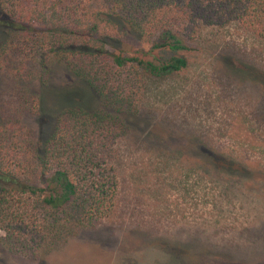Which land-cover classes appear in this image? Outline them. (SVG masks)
Segmentation results:
<instances>
[{"label":"rangeland","instance_id":"rangeland-1","mask_svg":"<svg viewBox=\"0 0 264 264\" xmlns=\"http://www.w3.org/2000/svg\"><path fill=\"white\" fill-rule=\"evenodd\" d=\"M5 43L0 116L20 95H40L42 111L22 120L44 139L62 92L82 84L54 63L42 83L24 42L0 28V50ZM191 45L187 68L149 81L118 144V214L45 256L9 251L0 231V264H264V39L235 22L203 26ZM124 48L150 44L134 38Z\"/></svg>","mask_w":264,"mask_h":264},{"label":"trees","instance_id":"trees-1","mask_svg":"<svg viewBox=\"0 0 264 264\" xmlns=\"http://www.w3.org/2000/svg\"><path fill=\"white\" fill-rule=\"evenodd\" d=\"M0 16L11 43L24 42L27 64L38 62L42 83L54 63L82 84L62 92L44 139L22 120L42 111L40 95H20L15 110L0 116L1 242L32 256L118 214V144L130 134V118L142 114L149 81L189 66L185 53L203 26L236 22L264 39V0H0ZM134 38L150 48L129 54L124 44Z\"/></svg>","mask_w":264,"mask_h":264}]
</instances>
